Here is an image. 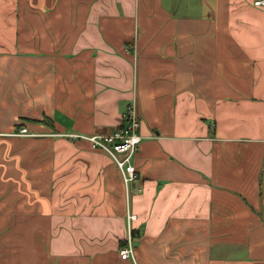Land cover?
I'll use <instances>...</instances> for the list:
<instances>
[{
	"label": "crops",
	"instance_id": "0c3cea01",
	"mask_svg": "<svg viewBox=\"0 0 264 264\" xmlns=\"http://www.w3.org/2000/svg\"><path fill=\"white\" fill-rule=\"evenodd\" d=\"M253 1L0 0V264H133L128 213L136 264H264ZM130 104L127 196L106 154L64 135L108 134Z\"/></svg>",
	"mask_w": 264,
	"mask_h": 264
},
{
	"label": "built area",
	"instance_id": "2783aa9c",
	"mask_svg": "<svg viewBox=\"0 0 264 264\" xmlns=\"http://www.w3.org/2000/svg\"><path fill=\"white\" fill-rule=\"evenodd\" d=\"M255 7H264V0H254ZM140 121L134 104H130L124 114V124L108 134L99 135H78L65 134L70 140L84 139L89 142L91 148L95 151L106 154L115 164L120 173L122 184L126 194H130V186L137 180V174L133 165V158L142 141L139 134ZM3 134L0 133V137ZM8 136H36L30 133L26 128L17 129V131L8 134ZM128 235L124 245L119 249V257L123 260H131L136 264L134 259V237L131 233L129 222L135 219V215L127 214Z\"/></svg>",
	"mask_w": 264,
	"mask_h": 264
},
{
	"label": "trees",
	"instance_id": "16d2710c",
	"mask_svg": "<svg viewBox=\"0 0 264 264\" xmlns=\"http://www.w3.org/2000/svg\"><path fill=\"white\" fill-rule=\"evenodd\" d=\"M123 245H124V244H123ZM123 245H122V246H123Z\"/></svg>",
	"mask_w": 264,
	"mask_h": 264
},
{
	"label": "bare ground",
	"instance_id": "6f19581e",
	"mask_svg": "<svg viewBox=\"0 0 264 264\" xmlns=\"http://www.w3.org/2000/svg\"><path fill=\"white\" fill-rule=\"evenodd\" d=\"M134 233V232H133Z\"/></svg>",
	"mask_w": 264,
	"mask_h": 264
}]
</instances>
